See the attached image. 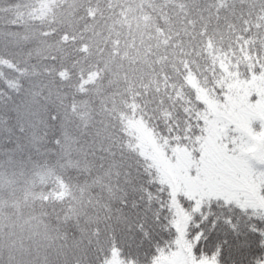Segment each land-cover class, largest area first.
Returning a JSON list of instances; mask_svg holds the SVG:
<instances>
[{"label": "snow or ice", "instance_id": "6c2138e0", "mask_svg": "<svg viewBox=\"0 0 264 264\" xmlns=\"http://www.w3.org/2000/svg\"><path fill=\"white\" fill-rule=\"evenodd\" d=\"M0 264H264V0H0Z\"/></svg>", "mask_w": 264, "mask_h": 264}]
</instances>
